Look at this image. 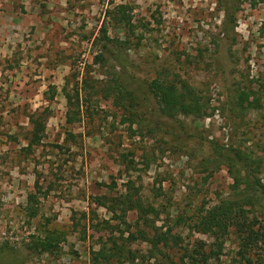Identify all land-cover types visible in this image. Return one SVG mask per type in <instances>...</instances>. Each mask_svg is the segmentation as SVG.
Instances as JSON below:
<instances>
[{
	"label": "rangeland",
	"instance_id": "1",
	"mask_svg": "<svg viewBox=\"0 0 264 264\" xmlns=\"http://www.w3.org/2000/svg\"><path fill=\"white\" fill-rule=\"evenodd\" d=\"M103 26L124 44L102 51ZM161 71L193 86L209 115H161L148 90ZM119 81L135 98L131 112L116 102ZM238 91L245 115L228 104ZM30 116L44 118L36 144ZM216 147L264 154V3L0 0V264H92L110 236L104 221L116 223L101 200L127 188L154 210L141 227L159 234L160 251L132 227L123 264H179L198 241L213 250L211 264H231L232 234L216 240L189 227L232 194L226 164L209 161ZM30 193L35 218L25 210ZM44 227L65 234L59 253L27 249ZM257 254L264 264V248Z\"/></svg>",
	"mask_w": 264,
	"mask_h": 264
},
{
	"label": "trees",
	"instance_id": "2",
	"mask_svg": "<svg viewBox=\"0 0 264 264\" xmlns=\"http://www.w3.org/2000/svg\"><path fill=\"white\" fill-rule=\"evenodd\" d=\"M258 1L264 3V0ZM235 9L231 4L223 9L225 14L222 20V29L227 34L234 31ZM101 33V38L104 41L101 49L104 52H111V48L122 46L125 42L119 38H110L104 26ZM148 90L155 100L159 113L163 116L175 118L182 115L202 118L209 115V105L205 104L197 90L188 83L176 80L173 76L170 77L167 73L159 72L148 84ZM114 91L117 94L116 102L131 112L135 106L133 93L120 81L115 83ZM63 93L70 108L72 96L66 87L63 88ZM228 102L233 113L244 114L248 107V104L244 103V93L239 91ZM30 124L33 127L30 144H36L39 142L40 133L44 128V118L39 120L30 116ZM214 153L217 157L209 161L216 165L226 164L227 171L233 179L232 194L200 211L201 213L189 224V227L195 232L211 235L216 240L232 234L236 249L231 264H262L257 253L258 250L264 248V214L261 213V210H264V183L259 178V174L263 170L261 167L264 162V154L255 156L251 152L239 148L223 150L218 147L215 148ZM35 197L33 193H30L25 207L30 218H35L38 213L34 203ZM101 205L107 209L111 214V219L116 223L110 224V220L104 221L110 236L98 250L91 252L92 264H123L129 261L128 255L131 253L126 248L128 238L124 234L131 232L132 227L135 228L141 239L149 242L155 250L160 251L158 248L159 234L149 236L146 230L141 227L152 223L148 215L154 210L145 206L139 196L130 192V188H127L123 194L103 197ZM132 210L137 212V219L134 222H129L127 214ZM117 239L122 240L123 243L119 244ZM64 240L63 232L44 227L41 233L31 236L27 243V249L36 255L57 254L60 252V245ZM213 256V250L207 247L205 242L198 241L182 252L179 264H211L210 260ZM169 263L175 264L172 260Z\"/></svg>",
	"mask_w": 264,
	"mask_h": 264
}]
</instances>
